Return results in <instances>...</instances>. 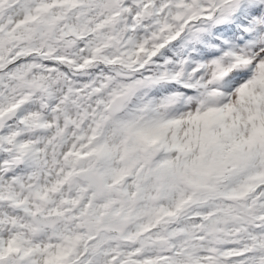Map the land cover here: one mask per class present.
<instances>
[{"label":"snow or ice","instance_id":"1","mask_svg":"<svg viewBox=\"0 0 264 264\" xmlns=\"http://www.w3.org/2000/svg\"><path fill=\"white\" fill-rule=\"evenodd\" d=\"M0 264H264V0H0Z\"/></svg>","mask_w":264,"mask_h":264}]
</instances>
